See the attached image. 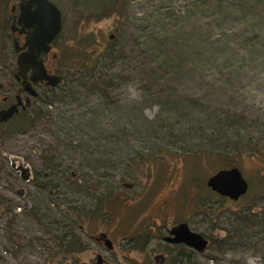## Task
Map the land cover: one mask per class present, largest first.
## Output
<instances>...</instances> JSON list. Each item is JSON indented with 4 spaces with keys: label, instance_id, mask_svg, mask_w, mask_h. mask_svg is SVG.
<instances>
[{
    "label": "rangeland",
    "instance_id": "rangeland-1",
    "mask_svg": "<svg viewBox=\"0 0 264 264\" xmlns=\"http://www.w3.org/2000/svg\"><path fill=\"white\" fill-rule=\"evenodd\" d=\"M52 1L63 80L38 113L0 131V264L89 263L87 250L52 257L62 228L67 240L88 238L77 223L115 238L104 215L123 198L119 232L186 221L209 241L190 264H264V240L244 219L264 208V0ZM14 156L55 172L47 243L15 193L29 188L15 181ZM231 167L248 184L235 202L206 186Z\"/></svg>",
    "mask_w": 264,
    "mask_h": 264
},
{
    "label": "flooded vegetation",
    "instance_id": "flooded-vegetation-1",
    "mask_svg": "<svg viewBox=\"0 0 264 264\" xmlns=\"http://www.w3.org/2000/svg\"><path fill=\"white\" fill-rule=\"evenodd\" d=\"M48 1L57 7L52 0ZM37 7L36 0H0V66H4L5 71L2 74L4 76L6 75L0 82V111L12 110L11 117L4 122H0V131L8 128L17 117L34 116L38 113L37 100L44 94L55 92L61 85L60 83L54 87L47 85V80L33 82L31 80L34 76V69L32 67L26 69L23 76L19 73L18 58L22 53L27 51V47L25 46L26 41L35 31L30 23L32 20L31 15L36 11ZM62 29L63 22L61 17V31L52 43H50L51 47L49 52L43 54L39 51L36 53V58L38 61H42L46 73L49 76L60 77V82L63 79L58 66L62 65L59 64L60 58L56 52L55 44L62 33ZM115 30L118 29L116 28ZM112 38L110 37V39ZM14 107L17 109L16 112H14ZM22 163L23 166H27L30 169L29 179L27 181L22 179L20 171L17 170L19 165L17 162H15L14 166V178L15 181L23 183L26 186L28 185L29 190L26 191L24 187H21L15 190V193L21 200L22 210L28 211L26 216L36 221L38 223L37 226H41L43 232L42 242L47 243L48 239H50L49 234H47L50 225V202L51 198L55 196L54 190L50 187L52 183L50 177L51 175L53 177L55 172L51 171L50 168L46 170L47 166H44L46 169L40 173L32 168L29 163ZM57 172L58 174L64 173L61 167L57 168ZM75 176V174L71 173L72 178H75ZM63 179L64 184L61 183V185L65 187L67 184L65 175ZM123 186L128 190L134 188V184L124 183ZM208 189L211 191L210 188ZM211 192L225 200H230L220 196L216 192ZM119 195L117 194L115 196V194L110 192V195L108 193V196L104 197L103 201L109 200L108 202H111L113 206L120 199ZM127 200L123 198L119 205L118 215L114 216V213L110 211L107 212V215H104L108 219V225L115 232V238H111L108 231L87 234L83 224L77 223L76 227L82 233L86 234L88 238H76L72 240L69 238L67 240L65 238H67V233L69 232H66L67 225L65 224L62 228L64 229V233L60 238L61 243L52 252V257L59 256L66 258L67 254L71 252L76 254V260H79L80 255L87 250L92 253V258L89 259V263L84 264H190L196 254H202L204 252H197L194 248L188 247L184 243L173 241L175 239V236L171 234L173 228L180 224H186L190 229L186 221H178L165 227L157 224L156 219H154L151 225L142 229L136 228L132 233L126 234L125 232H119L118 228L122 222V217L128 225V220L123 216L126 208L129 206ZM60 203H63L62 200ZM60 203L59 205H61ZM166 203L161 206L164 208ZM52 205H54V202ZM161 206L153 211L152 215L154 217H157L162 211ZM191 206L193 208V203ZM15 207L16 203L14 202ZM190 213L193 214L192 211H189L188 215ZM16 220L17 217L14 216V225ZM40 231L41 229L38 230V234H40ZM190 231L195 232L192 229ZM45 235L48 239L45 238ZM200 235L208 240L203 234ZM37 239L38 242H41L40 238ZM88 242L91 243V246L94 248L93 250H88Z\"/></svg>",
    "mask_w": 264,
    "mask_h": 264
},
{
    "label": "water",
    "instance_id": "water-1",
    "mask_svg": "<svg viewBox=\"0 0 264 264\" xmlns=\"http://www.w3.org/2000/svg\"><path fill=\"white\" fill-rule=\"evenodd\" d=\"M38 7L31 15L30 25L34 27L33 35L27 39L25 46L27 51L22 53L18 58L19 73L23 76L26 69L32 67L34 76L31 78L33 82L37 80H47V85L56 86L61 79L58 76H49L43 66L42 61H38L36 53L43 54L49 52L50 43L56 38L61 31V13L58 8L48 0H36ZM112 37V36H111ZM17 109L14 107V112ZM12 115V110L0 111V122L6 121ZM15 162L22 175V179L27 181L30 177L29 167L23 166L22 159L14 156L10 157V165L14 170ZM206 185L211 191L216 192L222 197H226L232 201H238L248 191V184L243 178L240 170L236 167L222 169L207 179ZM171 234L175 236L173 241L184 243L188 247L194 248L197 252L205 251L208 241L199 233L192 232L186 224H180L171 230Z\"/></svg>",
    "mask_w": 264,
    "mask_h": 264
},
{
    "label": "trees",
    "instance_id": "trees-1",
    "mask_svg": "<svg viewBox=\"0 0 264 264\" xmlns=\"http://www.w3.org/2000/svg\"><path fill=\"white\" fill-rule=\"evenodd\" d=\"M110 79H112V81H113L114 77H111ZM244 219L248 220V222L253 223L257 227V229H259V234L261 235V237L264 240V208L261 209L259 212H256V213H254V211H253V213L246 215L244 217Z\"/></svg>",
    "mask_w": 264,
    "mask_h": 264
},
{
    "label": "clouds",
    "instance_id": "clouds-1",
    "mask_svg": "<svg viewBox=\"0 0 264 264\" xmlns=\"http://www.w3.org/2000/svg\"><path fill=\"white\" fill-rule=\"evenodd\" d=\"M256 259H258V258H256ZM248 264H255V259L250 258L248 260Z\"/></svg>",
    "mask_w": 264,
    "mask_h": 264
}]
</instances>
